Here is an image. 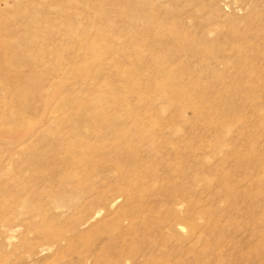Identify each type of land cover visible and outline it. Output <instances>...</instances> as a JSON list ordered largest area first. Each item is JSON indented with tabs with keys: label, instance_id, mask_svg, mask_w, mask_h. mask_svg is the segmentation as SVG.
I'll list each match as a JSON object with an SVG mask.
<instances>
[{
	"label": "rangeland",
	"instance_id": "obj_1",
	"mask_svg": "<svg viewBox=\"0 0 264 264\" xmlns=\"http://www.w3.org/2000/svg\"><path fill=\"white\" fill-rule=\"evenodd\" d=\"M32 1L49 19L31 40L39 63L24 68L28 80L0 78V264H264V0H136L198 44L169 52L170 95L154 66L119 78L136 57L110 46L91 4ZM113 89L94 107L142 131L100 146L96 122L82 130L85 152L49 148L52 135L71 140L68 114ZM116 151L131 166L116 165Z\"/></svg>",
	"mask_w": 264,
	"mask_h": 264
},
{
	"label": "bare ground",
	"instance_id": "obj_2",
	"mask_svg": "<svg viewBox=\"0 0 264 264\" xmlns=\"http://www.w3.org/2000/svg\"><path fill=\"white\" fill-rule=\"evenodd\" d=\"M74 2H79L84 7L91 4L92 10L96 13L95 15H98V17L103 20V25L108 26L106 27L105 32L111 42L110 46L115 43L121 44L120 46L124 51L126 50L128 53L135 55L134 57H136V60L129 62L132 64V69L117 70L120 79L123 81H133V76H135L134 73L136 72L135 69L140 70V73L142 74L143 72L149 71L154 66V68L160 70L158 73L161 75V78H164L162 79L163 81L159 83L160 87L165 92L163 95L166 93L169 95L173 93L174 90L172 89V85L178 83L175 81L178 75L175 72L171 75L168 74L171 72V69H169L167 64H170L168 54L174 50L178 52L186 50L189 52L190 50L195 49L196 46L198 48L197 43H195L196 45L194 43L189 45L182 41L180 42V40H184V38L181 35L182 32L178 31L176 27H169L164 22L153 23L148 20L145 12V4H137L136 0H131V2L134 3H131L130 6H124L119 0H100L99 4L96 6H93L88 0H74ZM40 8L38 9L37 3L32 0H0V19L2 20V24H6V26H3V29L8 32V34L0 41V78L3 82L15 84L20 80H28V73L24 68H32L36 63H39L38 59L33 58V55L30 56V53L34 50V46L36 45L35 42H32L31 40L36 39L39 35V33L37 35L35 30L38 28V25L45 23V21L48 22L49 20L48 16H45V9L42 7ZM117 20H124L127 25L119 24L117 23ZM121 27L126 28L120 29ZM100 29H102V27H100ZM72 31L74 32V28L69 27V32L72 33ZM70 33L68 34L72 36L73 34ZM125 35L127 36V39L121 42L122 36ZM162 36H166L169 40L162 41ZM143 52L149 53L146 57L147 59L141 58V55L144 54ZM27 53L29 55H27ZM141 62L145 65L142 68L139 66V63ZM116 69L117 68H115V70ZM167 74L168 80H166ZM120 88V93L126 92L125 87L120 86ZM114 91V89L111 90L107 93V96L103 98H93L91 103L89 102L90 104L81 106L80 110L78 107L79 111L76 114H68L66 118L62 120V124L69 127L71 140H62L58 142L57 136L55 137L52 135L51 138H53V141L51 143L53 145L49 148L64 150L65 152L68 151L66 156L74 154L73 152H85L90 147V144L87 143L89 142L87 140L88 135L84 133L85 131L82 132V130L83 128L86 129V126H90L96 122H100V130H102L101 135L97 137V143L101 142L100 146L106 145L105 140L112 133L134 135V133L129 132L137 129L142 131L144 128L140 127V120L138 118L133 120L129 126H126L124 121L130 117V114H126L125 116L121 115L117 118L103 119V109L98 110L94 107L92 101L99 102L103 99H109L112 96L117 95ZM153 99L158 100V98ZM65 102L67 103V101ZM24 121L25 119H20L15 123V131H17L16 128H18V125ZM135 136L136 135H134V137ZM146 148L150 149L148 147ZM120 149L124 150L122 147ZM138 151L139 150H137V153ZM116 153L117 151L113 154L115 156L116 165H120L121 163L126 165L127 163L131 166L130 164L133 163V157L131 155L122 158L120 152ZM244 157L246 156L238 154L237 160L240 161ZM65 158L66 159H63L65 163H76L73 158ZM42 165V162H39L36 167L39 168V166ZM123 176H126V172H124ZM211 180V176L199 177L198 174L193 176V181L198 183L201 182L205 186L208 185ZM226 188L227 187H224V190ZM175 206L171 205L169 210L170 218L176 216L177 209ZM171 226L177 227L178 223L173 222Z\"/></svg>",
	"mask_w": 264,
	"mask_h": 264
}]
</instances>
